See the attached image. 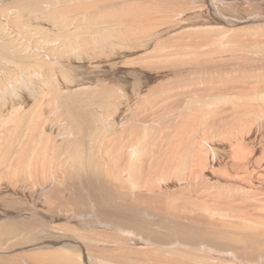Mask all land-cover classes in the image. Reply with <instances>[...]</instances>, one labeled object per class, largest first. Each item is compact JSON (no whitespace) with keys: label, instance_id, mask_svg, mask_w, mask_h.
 <instances>
[{"label":"bare ground","instance_id":"bare-ground-1","mask_svg":"<svg viewBox=\"0 0 264 264\" xmlns=\"http://www.w3.org/2000/svg\"><path fill=\"white\" fill-rule=\"evenodd\" d=\"M0 264H264V0H0Z\"/></svg>","mask_w":264,"mask_h":264}]
</instances>
